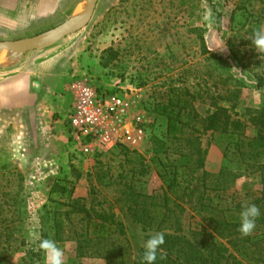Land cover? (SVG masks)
Instances as JSON below:
<instances>
[{"label":"rangeland","instance_id":"1","mask_svg":"<svg viewBox=\"0 0 264 264\" xmlns=\"http://www.w3.org/2000/svg\"><path fill=\"white\" fill-rule=\"evenodd\" d=\"M28 1L34 0H0V41L32 37L63 24L75 13L67 9L79 0H60L53 14L41 17L30 12ZM12 4L18 20L15 30L7 22L12 17L7 8ZM87 4L83 0L79 9ZM261 5V0H99L85 28L38 52H55L63 59L89 55L103 70L94 76L107 81L101 87L127 95L133 113L150 110L154 123L144 142L131 148L150 164V173L141 177L140 184L158 199L161 174L175 166L186 188V225L195 219L203 172L217 174L227 163L222 143L211 131L198 133L207 154L205 166L194 172L191 155L173 153V148L155 157L151 137L166 138L167 122L152 108L170 88H190L203 95L194 101L202 116L215 109L216 101L242 119L248 134L254 135L257 126L252 117L261 111L264 118V53L256 50L250 38L264 26ZM8 77L0 75V82ZM68 85L65 81L66 94ZM35 123L18 106L0 105V264H45L44 253L38 249L45 238L54 239L64 250L65 264H108L102 258L77 256L76 243L67 237L70 227L64 213L68 199L50 193L55 181L72 187L73 197L84 198L87 206L114 214L123 223L122 238L129 243L132 258L141 256L145 241L159 232V223L146 227L134 221L125 199L118 198L120 178L108 186L95 178L90 182L87 173L93 171L95 157L77 156L56 141L45 143L38 133L34 137ZM100 159L110 165L114 179L125 170L118 153H105ZM251 182L242 177L230 191L245 194ZM57 222L62 224L60 231Z\"/></svg>","mask_w":264,"mask_h":264},{"label":"trees","instance_id":"2","mask_svg":"<svg viewBox=\"0 0 264 264\" xmlns=\"http://www.w3.org/2000/svg\"><path fill=\"white\" fill-rule=\"evenodd\" d=\"M261 4L260 10L264 13V0ZM221 18L218 14L219 28ZM201 96L190 88L172 87L152 108L167 122L166 138L151 137L155 157L168 154L173 148V153L191 155L190 170L194 172L205 166L207 154L198 133L211 131L222 143L227 163L217 174L203 172V189L197 197L193 222L185 224L188 216L183 204L186 188H182L176 167L170 165L161 174L162 185L157 199L140 184L141 177L150 173V164L143 155L126 145L109 152H96V164L87 178L90 182L95 178L103 186L120 178L118 198L125 199L134 221L146 227L159 223V232L165 233V243L161 247L166 254L161 258L158 252L155 264H264V118L261 111L252 117L257 132L249 135L248 125L216 101L213 102L215 109L202 116L194 105ZM111 152L122 155L125 164V170L115 179L110 165L100 159ZM81 176L79 173L78 177ZM208 177L211 178L206 182ZM242 177L254 181L248 183L250 187L246 193L240 195L238 190L230 191ZM50 193H59L68 199V209L64 213L70 227L67 237L76 243L78 257L94 256L105 259L108 264H144L143 254L132 258L129 243L122 238L123 223L114 214L87 206L84 198L73 197V189L67 184L55 181ZM245 201L256 204L261 211L254 231L247 237L237 231ZM55 227L57 231L62 230L61 222Z\"/></svg>","mask_w":264,"mask_h":264},{"label":"crops","instance_id":"3","mask_svg":"<svg viewBox=\"0 0 264 264\" xmlns=\"http://www.w3.org/2000/svg\"><path fill=\"white\" fill-rule=\"evenodd\" d=\"M59 2L60 0L28 1L32 8H27L28 3L26 8L36 16H47L53 14ZM82 2L83 0L76 2L72 8L67 9V13L71 10L76 11ZM14 6L12 4L7 8L12 16L7 19L11 30H15L16 27L13 26L18 25V20L16 21L13 15ZM43 50L46 49L34 50L20 57H16L10 50L0 51V75H10L0 82V105L6 108L18 106L20 111L28 113V119L31 122L36 121L35 129L32 126L34 137L38 133L39 138L45 143L56 141L68 147L64 118L73 102L69 92L70 82L75 76L88 77L97 86H106L107 81L94 78L103 70L89 55L83 58L73 55L63 59L54 54L55 52L38 53L45 52ZM1 57L5 60L1 61ZM65 81L69 82L68 94L63 90Z\"/></svg>","mask_w":264,"mask_h":264},{"label":"built area","instance_id":"4","mask_svg":"<svg viewBox=\"0 0 264 264\" xmlns=\"http://www.w3.org/2000/svg\"><path fill=\"white\" fill-rule=\"evenodd\" d=\"M69 92L73 102L64 121L68 147L77 156H94L119 145L137 147L154 123L149 109L133 113L127 95L96 86L88 77L75 76Z\"/></svg>","mask_w":264,"mask_h":264},{"label":"clouds","instance_id":"5","mask_svg":"<svg viewBox=\"0 0 264 264\" xmlns=\"http://www.w3.org/2000/svg\"><path fill=\"white\" fill-rule=\"evenodd\" d=\"M250 39L256 50L264 53V26L256 30ZM260 215V208L256 204L245 201L241 207L240 224L237 231L244 237L251 235L256 227V220ZM164 243V232H155L149 236L143 245L142 260L144 264H155L158 252L161 258L166 254L161 247ZM38 249L44 253L45 264H65L64 250L58 246L54 239H41L38 243Z\"/></svg>","mask_w":264,"mask_h":264},{"label":"water","instance_id":"6","mask_svg":"<svg viewBox=\"0 0 264 264\" xmlns=\"http://www.w3.org/2000/svg\"><path fill=\"white\" fill-rule=\"evenodd\" d=\"M98 1L88 0L84 8H78L70 19L53 29L32 37L0 41V51L10 50L16 57H20L28 52L54 45L86 27L95 12Z\"/></svg>","mask_w":264,"mask_h":264},{"label":"bare ground","instance_id":"7","mask_svg":"<svg viewBox=\"0 0 264 264\" xmlns=\"http://www.w3.org/2000/svg\"><path fill=\"white\" fill-rule=\"evenodd\" d=\"M3 56H6V55H3ZM7 57V56H6ZM1 58H4V57H1Z\"/></svg>","mask_w":264,"mask_h":264}]
</instances>
